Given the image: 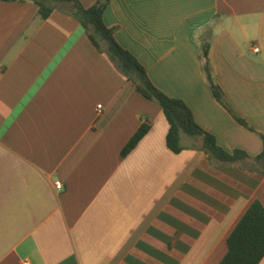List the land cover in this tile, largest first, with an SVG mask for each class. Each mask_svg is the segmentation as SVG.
<instances>
[{
    "label": "crops",
    "instance_id": "crops-1",
    "mask_svg": "<svg viewBox=\"0 0 264 264\" xmlns=\"http://www.w3.org/2000/svg\"><path fill=\"white\" fill-rule=\"evenodd\" d=\"M102 18L219 146L261 152L264 0H109ZM203 42L216 83L250 128L213 96ZM145 120L149 130L122 156ZM167 130L158 104L73 15L54 9L42 19L31 1L0 0V264H218L249 204L264 206V176L209 161L184 133L187 148L174 153Z\"/></svg>",
    "mask_w": 264,
    "mask_h": 264
},
{
    "label": "trees",
    "instance_id": "trees-1",
    "mask_svg": "<svg viewBox=\"0 0 264 264\" xmlns=\"http://www.w3.org/2000/svg\"><path fill=\"white\" fill-rule=\"evenodd\" d=\"M31 1L38 7V15L44 19L54 9L73 15L84 27L85 35L95 49L105 53L119 72L133 82L137 92L154 101L161 108L168 123L165 144L169 150L179 153L187 148L181 142V133L201 140L200 149L208 160L222 165H237L258 172L264 176V133H261L262 150L249 157L243 150L228 152L219 146L215 137L202 129L193 117L188 105L179 98L163 93L148 77L145 68L128 50L114 38L113 29L103 22V12L109 0H98L94 5L84 8L79 0H2ZM104 44V46H103ZM202 69L205 79L215 99L242 125L247 123L235 115L227 103L220 87L215 81L209 61V44L201 43ZM150 121H143L121 151L127 155L147 133ZM250 128V127H249ZM227 252L218 264H258L264 256V206L255 199L238 219L226 239Z\"/></svg>",
    "mask_w": 264,
    "mask_h": 264
},
{
    "label": "built area",
    "instance_id": "built-area-1",
    "mask_svg": "<svg viewBox=\"0 0 264 264\" xmlns=\"http://www.w3.org/2000/svg\"><path fill=\"white\" fill-rule=\"evenodd\" d=\"M253 51L257 52L258 51V47H253ZM54 187L56 190H60L62 187V183L60 181H55L54 182ZM20 264H32L31 259H29L28 257H25L23 259H21Z\"/></svg>",
    "mask_w": 264,
    "mask_h": 264
}]
</instances>
